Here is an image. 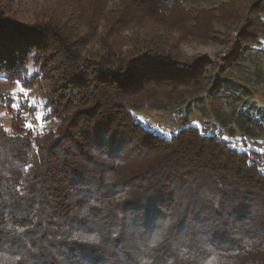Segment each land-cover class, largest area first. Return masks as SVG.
Segmentation results:
<instances>
[{"label":"trees","instance_id":"obj_1","mask_svg":"<svg viewBox=\"0 0 264 264\" xmlns=\"http://www.w3.org/2000/svg\"><path fill=\"white\" fill-rule=\"evenodd\" d=\"M180 1L64 0L62 13L85 33L65 28L56 13L23 25L0 1V76L21 80L31 54H47L58 72L46 96L53 128L33 135L19 114H11V133L0 127V225L34 220L23 235L38 252L2 228L0 248L24 253L29 264H138L137 257L149 255L140 242L170 216L178 223L154 251L155 264L175 259L172 244L182 237L190 241L189 259L175 264H264V171L257 163L186 117L166 138L130 111L137 97L154 100V91L173 86L199 94L211 84L210 62L183 66L155 37L131 39V49L122 51L120 31L138 23L137 13L143 25L164 23ZM249 3L238 33L247 35L240 42L255 45L264 32V0ZM221 8L206 13V22ZM87 43L98 49L83 59ZM108 172L115 183H105ZM116 195L127 199L116 203ZM92 197L104 204L91 210L92 219L69 215ZM73 233H99L102 244L70 241Z\"/></svg>","mask_w":264,"mask_h":264},{"label":"rangeland","instance_id":"obj_2","mask_svg":"<svg viewBox=\"0 0 264 264\" xmlns=\"http://www.w3.org/2000/svg\"><path fill=\"white\" fill-rule=\"evenodd\" d=\"M0 1L5 4L6 13L23 25L56 13L54 16L65 28L80 33L87 30L68 19L66 12L62 13L64 0ZM113 2L107 4V10L113 8ZM249 4V0H182L177 5L180 8L171 7L164 23L154 21V25H143L142 15L137 13L138 23L122 29L120 36L125 45L122 51L131 49V39L155 37L172 60L183 66L210 62L207 75L212 81L202 93L171 86V89L164 87V92L154 91L156 97L151 102L145 101V96L134 99L135 107L130 111L142 127L168 138L183 126L181 120L186 117L200 133L215 135L230 147L248 154L264 171V32L255 45L240 42L247 35L239 39L238 33L245 13L241 11ZM219 8L206 22L205 14ZM188 16L195 18V25L185 26L189 24ZM259 19L264 25V13ZM212 29L214 34L208 32ZM210 34L215 37H208ZM97 49L93 43L86 45L82 58ZM47 57V54H31L17 76L21 80L7 81L0 76V127L6 132L11 133V114L21 115L23 126L37 136L48 132L57 122L49 115L46 96L53 81H57L58 72L51 69L53 64ZM215 96H221L222 102L213 105Z\"/></svg>","mask_w":264,"mask_h":264},{"label":"clouds","instance_id":"obj_3","mask_svg":"<svg viewBox=\"0 0 264 264\" xmlns=\"http://www.w3.org/2000/svg\"><path fill=\"white\" fill-rule=\"evenodd\" d=\"M106 158V157H105ZM105 183L113 184L115 179L111 172H108L105 177ZM210 195V194H208ZM127 199L124 195H116L115 202L122 203ZM218 206V205H217ZM93 208H104V204L95 197L89 198L86 203L73 208L69 215L79 220L92 219ZM178 223V220L174 217L167 216L157 221L158 227L155 228L152 233L142 240L139 247L142 251L149 253V255L137 257L138 264H155L154 251L157 250L161 245L167 241L171 230ZM35 221L26 222L24 225H13L12 223L2 224L0 228L7 233L10 239L22 240L26 248L31 253H37L38 249L27 241L24 237V233L27 229L34 227ZM119 233H114L113 236H117ZM70 241L75 242H87L92 245L100 246L102 239L99 233H91L87 236L73 233L69 238ZM247 240V238H245ZM190 241L187 237H182L181 240L176 241L172 244V249L176 252L175 259H169L168 264H175L176 259L186 261L189 259V247ZM209 247L211 245H208ZM29 259L24 253L17 252L15 250H9L0 248V264H29Z\"/></svg>","mask_w":264,"mask_h":264}]
</instances>
